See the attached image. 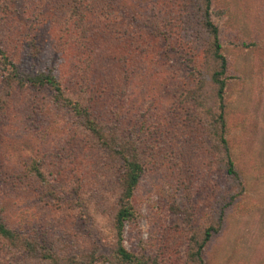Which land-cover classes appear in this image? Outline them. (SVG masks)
Masks as SVG:
<instances>
[{
  "label": "rangeland",
  "instance_id": "374dc122",
  "mask_svg": "<svg viewBox=\"0 0 264 264\" xmlns=\"http://www.w3.org/2000/svg\"><path fill=\"white\" fill-rule=\"evenodd\" d=\"M63 3L6 0L0 47L22 74L51 73L98 125L137 146L144 173L125 249L145 264H189L188 236L221 217L206 264H264V0H212L235 178L214 136L218 104L206 82L217 64L198 1L99 0L71 27ZM2 80L0 69L1 218L62 264L93 251L90 264H117L105 229L121 191L119 161L50 93ZM35 161L43 180L30 172ZM6 255L0 248L6 264H41Z\"/></svg>",
  "mask_w": 264,
  "mask_h": 264
},
{
  "label": "trees",
  "instance_id": "16d2710c",
  "mask_svg": "<svg viewBox=\"0 0 264 264\" xmlns=\"http://www.w3.org/2000/svg\"><path fill=\"white\" fill-rule=\"evenodd\" d=\"M99 0H64L62 11L66 14V25L71 27L74 24L75 18L84 21L87 17L86 14L94 10L95 4ZM202 8V26L211 38V51L210 56L217 64V68L210 74V81L207 84L215 87V95L217 99L216 115L213 118L214 127L216 131L214 136L226 156V173L235 178L237 173L234 169L233 162L230 158L228 143L225 138L226 134V108L224 103L228 62L221 52L222 46L219 39L218 27L214 24L211 18L212 0H196ZM94 3V6H93ZM0 13L3 14L4 19H8V9L6 0H0ZM1 21V18H0ZM5 24H8L7 22ZM0 69L3 73V82L10 89V87H17L24 89L30 87L33 89L44 90L50 93L53 102L60 104L62 107L67 108L72 114L80 120L82 127L92 138H94L100 145L102 150L111 154L115 160L119 161L123 168V176L120 178V193L119 198L116 200V210L111 220L108 229H105L107 235H112L115 239L114 242V256L117 264H145L142 261L128 252L123 246V230L127 223L135 217L134 209L131 205V199L136 186L138 185L144 167L140 162L138 148L131 142L123 141L120 137L115 136L113 133L108 132L103 126L98 125L91 117L89 108L86 106L83 98H71L66 94L63 85L51 73H37L35 75L22 74L11 57L0 47ZM205 89V83L199 87ZM200 92V90H199ZM195 96L196 99H199ZM195 99V103L197 100ZM201 105V104H200ZM199 105V106H200ZM112 134V135H111ZM30 172L43 180V174L40 168L39 161L33 163ZM221 223V217L217 222V226L211 225L207 227L200 236L190 235L187 238L188 248L186 251V260L190 264H206L204 258V250L213 235L218 232V227ZM0 248L8 255L6 258H31L39 260L41 264H62L60 258L53 254L48 248L44 249L39 247L37 243L30 240L26 234L19 228H10L0 216ZM94 252V251H93ZM80 256L79 258H69L66 264H90L94 261L93 254ZM88 261H86V260ZM38 261V262H39ZM36 262V263H38ZM0 264L6 262L0 261Z\"/></svg>",
  "mask_w": 264,
  "mask_h": 264
}]
</instances>
